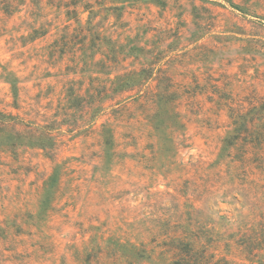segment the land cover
Segmentation results:
<instances>
[{
  "label": "rangeland",
  "instance_id": "rangeland-1",
  "mask_svg": "<svg viewBox=\"0 0 264 264\" xmlns=\"http://www.w3.org/2000/svg\"><path fill=\"white\" fill-rule=\"evenodd\" d=\"M261 101L264 0H0V264H264V172L221 151Z\"/></svg>",
  "mask_w": 264,
  "mask_h": 264
},
{
  "label": "trees",
  "instance_id": "trees-1",
  "mask_svg": "<svg viewBox=\"0 0 264 264\" xmlns=\"http://www.w3.org/2000/svg\"><path fill=\"white\" fill-rule=\"evenodd\" d=\"M139 74H145V70H140ZM136 76H138L136 73L118 76L114 81L118 82L114 85L115 89L126 92L134 85ZM149 77L148 72L137 83H143ZM166 95L168 98L173 97L172 93ZM229 114L231 129L222 140L221 151L226 153L225 157L229 159V164L233 168L247 175H254V170L264 172V101L252 104L245 110L229 108ZM262 243H254L248 247L251 250L248 251L252 253L251 256H255L253 253L256 250L262 249ZM178 245L175 247L176 259L172 264H228L223 258L215 259L213 254H208L203 249L193 248L189 242H178Z\"/></svg>",
  "mask_w": 264,
  "mask_h": 264
}]
</instances>
